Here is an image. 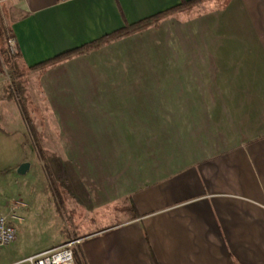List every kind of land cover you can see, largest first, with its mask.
Segmentation results:
<instances>
[{
	"label": "crops",
	"instance_id": "crops-1",
	"mask_svg": "<svg viewBox=\"0 0 264 264\" xmlns=\"http://www.w3.org/2000/svg\"><path fill=\"white\" fill-rule=\"evenodd\" d=\"M213 1L38 74L86 213L116 207L76 238V264H264V0ZM180 2L0 0V22L32 66ZM3 88L4 143L28 130ZM41 189L52 202L44 170ZM54 213L55 243L21 259L68 241Z\"/></svg>",
	"mask_w": 264,
	"mask_h": 264
},
{
	"label": "rangeland",
	"instance_id": "rangeland-1",
	"mask_svg": "<svg viewBox=\"0 0 264 264\" xmlns=\"http://www.w3.org/2000/svg\"><path fill=\"white\" fill-rule=\"evenodd\" d=\"M222 1L215 0L207 6L212 7ZM205 7L206 3L202 4L200 2L182 12H185L188 16L190 14H200L205 11ZM170 30V27H166L164 31L170 32ZM142 43V40H134V52H142ZM177 51L187 53L185 47H178ZM169 52L173 51L169 50ZM38 74L39 71L37 70L26 71V74L19 81H21V86L25 89L28 110L32 112V120L38 131L41 145L47 150L48 154L54 153L58 155L57 160L52 163V168L53 175L62 188L65 198V208L60 211L61 213H58L61 226H63L62 239L64 242L79 238L87 231L99 227L105 220H112L115 217L113 212L116 207H106L104 212L93 210L89 214L86 213L87 201L89 202V200L84 197L85 192L81 186H77L76 177L72 175L69 164L61 156V143L56 141L57 127L51 119V113L46 108L44 97L38 85ZM9 81V70L1 63L0 86L4 87ZM6 126L8 128L15 127L13 125ZM16 128L18 129L19 127L16 126ZM20 128L23 131L21 137L20 130H17L14 138L4 143L0 142V214L17 216L18 218L14 222H20L24 219L27 227L23 228L20 236L17 233L15 240L11 244L0 247V264H16L22 260L21 258L26 251L43 248L44 246H49V244H54L56 241L53 232L48 231L45 227L46 223H51L55 213L53 198L51 197L52 202H50L42 189L40 190V187H42L43 166H41L39 157L36 155L37 150L28 131L27 136L24 137V124ZM18 158L26 160L24 162H32L31 169L26 174H18L15 165L1 168L5 164L15 162ZM10 168L13 171L12 176L8 175ZM35 191H38V193H35ZM9 204L11 205L6 212L5 207ZM92 217L95 219L93 222L90 220ZM55 224H57V221L53 220L52 225L54 226ZM27 228L28 230L26 231Z\"/></svg>",
	"mask_w": 264,
	"mask_h": 264
},
{
	"label": "trees",
	"instance_id": "trees-1",
	"mask_svg": "<svg viewBox=\"0 0 264 264\" xmlns=\"http://www.w3.org/2000/svg\"><path fill=\"white\" fill-rule=\"evenodd\" d=\"M203 1L205 0H181V2L178 5H175L166 10L155 13L149 17H145L134 23L126 24L125 26L111 33L105 34L94 41L81 45L80 47H77L70 51L61 53L47 61L32 66H28L25 63H23L22 55L17 48L16 42H15V50L14 51L11 50L9 45V40L14 39V35L12 33V30L8 26H5L3 23L0 22V60L2 64L5 66V68L9 70L10 73V81L4 86L3 95L1 98L6 100L16 101L20 108V111L27 126L28 133L31 136L32 140L34 141V145L36 147L39 160L42 163L46 180L48 182L50 194L51 197L53 198V203L57 213H61L60 211L63 208H65L64 192L57 183L53 175V168H52V163L54 160H57L58 155L54 153L48 154L47 150L43 148V146L41 145L38 131L36 130V127L32 120V112L28 110L25 89L21 86V81H19L21 77L24 74H26V71H30V70H37L39 71V73H41L45 70V68L48 65L55 63L58 59L69 57L72 56L73 54H84L91 50L100 48L110 41L117 40L134 33L142 32L148 29L149 27H157L159 22L163 18L175 14L177 12H182L187 9H190L191 7ZM78 252H79V248H78ZM74 255L76 261V257H77L76 248H74Z\"/></svg>",
	"mask_w": 264,
	"mask_h": 264
},
{
	"label": "built area",
	"instance_id": "built-area-1",
	"mask_svg": "<svg viewBox=\"0 0 264 264\" xmlns=\"http://www.w3.org/2000/svg\"><path fill=\"white\" fill-rule=\"evenodd\" d=\"M66 1V0H63ZM11 50H15L14 39L9 40ZM14 46V47H13ZM17 216L0 214V247L11 244L16 238L14 219ZM78 240H68L60 246L27 256L16 264H76L74 247Z\"/></svg>",
	"mask_w": 264,
	"mask_h": 264
},
{
	"label": "water",
	"instance_id": "water-1",
	"mask_svg": "<svg viewBox=\"0 0 264 264\" xmlns=\"http://www.w3.org/2000/svg\"><path fill=\"white\" fill-rule=\"evenodd\" d=\"M29 168V163L28 162H23L19 165L18 169H17V172L19 174H24L26 173V171L28 170Z\"/></svg>",
	"mask_w": 264,
	"mask_h": 264
}]
</instances>
